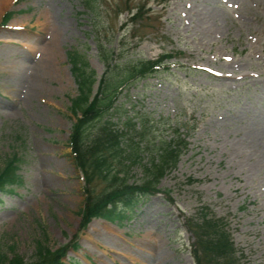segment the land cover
<instances>
[{
	"label": "rangeland",
	"instance_id": "374dc122",
	"mask_svg": "<svg viewBox=\"0 0 264 264\" xmlns=\"http://www.w3.org/2000/svg\"><path fill=\"white\" fill-rule=\"evenodd\" d=\"M130 9L141 16L128 20ZM263 48L264 0H100L96 12L83 0H5L0 166L17 155L23 181L0 191V249L27 263L42 242L68 245L66 264H196L190 221L208 206L227 221L240 264H264V161L247 146L251 113L263 103ZM69 51L95 70L94 92L117 64L116 73L175 55L169 69L119 87V110L103 119L125 132L126 151L140 150L129 183H142L145 164L180 138L189 142L162 191L142 198L124 226L94 218L81 228L87 184L69 144L78 94ZM107 185L96 180L93 190Z\"/></svg>",
	"mask_w": 264,
	"mask_h": 264
},
{
	"label": "trees",
	"instance_id": "16d2710c",
	"mask_svg": "<svg viewBox=\"0 0 264 264\" xmlns=\"http://www.w3.org/2000/svg\"><path fill=\"white\" fill-rule=\"evenodd\" d=\"M83 1L93 11H98L100 0ZM129 13L131 16L128 20L141 16V10L133 12L130 9ZM11 14L13 13L8 12L5 15V21ZM67 56L78 84V94L71 99L70 110L76 121L72 125L69 144L76 165L83 172L87 184L85 207L81 211V228L96 217L123 226L133 216L142 198L162 191L159 188L161 179L169 168L177 165L182 149L188 147V141L185 137L180 138L178 145H170L159 161L153 159L145 164L146 178L142 183H129V169L140 158V150L136 148L126 151L123 144L125 132L114 129L111 120L103 119L111 109L119 110L116 106L119 87L159 72L175 56L173 53H163L156 59L128 62L116 73L121 66L117 64L114 67L113 59L107 54L106 64L108 68L114 67V71L106 72L100 78L96 92V72L89 69L88 61L78 52L69 51ZM125 124L137 129L132 119H128ZM19 170L17 155L9 157L5 165L0 166V191L22 183L23 176ZM96 180L108 183L99 193L93 190ZM195 219L190 221V227L195 236L192 255L196 264H240L237 247L227 230V221L215 216L208 206H203L201 215ZM67 251L68 245L53 249L40 242L36 248L35 260L27 263L23 256L14 254L10 257L0 249V264H66L63 259Z\"/></svg>",
	"mask_w": 264,
	"mask_h": 264
},
{
	"label": "bare ground",
	"instance_id": "6f19581e",
	"mask_svg": "<svg viewBox=\"0 0 264 264\" xmlns=\"http://www.w3.org/2000/svg\"><path fill=\"white\" fill-rule=\"evenodd\" d=\"M5 0H0V9L2 8ZM264 51V48H263ZM21 62V59L16 57L15 59H12L9 63L6 64V69L9 71H14L15 70V62ZM261 96L259 97L260 100L263 102L262 105L257 108L259 115L257 116L254 115V112L251 113V118H252V126L249 129L248 133V139H247V146L251 147V149H255L256 152L255 154L260 156L259 159L260 161H264V84L262 86V92ZM110 231L120 237L121 239L123 238V234L119 233L118 231L114 230L113 228H110ZM152 233L150 232L147 234V238H150ZM146 241L151 242L152 240L147 239ZM153 243L157 244L156 241H153ZM152 243V244H153ZM154 244V245H155Z\"/></svg>",
	"mask_w": 264,
	"mask_h": 264
}]
</instances>
